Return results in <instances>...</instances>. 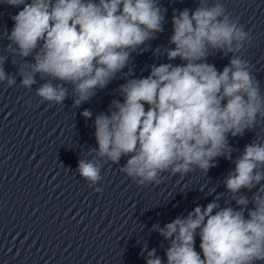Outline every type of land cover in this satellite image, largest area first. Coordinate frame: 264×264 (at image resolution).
<instances>
[{"label":"clouds","instance_id":"obj_1","mask_svg":"<svg viewBox=\"0 0 264 264\" xmlns=\"http://www.w3.org/2000/svg\"><path fill=\"white\" fill-rule=\"evenodd\" d=\"M3 2L23 6L7 35L9 47L16 46L13 53L25 61L18 69L20 85L31 89L39 75L45 82L36 95L54 104L63 103L68 94L64 85H71L76 106L104 89L127 67L131 52L163 31L166 12L158 0ZM169 43L174 47L165 49L167 59L182 63L152 65L148 76L127 79L119 87L122 100H113L109 114L94 121L95 156L113 164L127 158L120 170L142 186L158 183V176L169 170L206 174L217 157L231 159L229 135L243 136L264 119L260 83L240 55L251 43L250 31L227 12L222 0H199L194 10L174 13ZM216 51L233 54L222 71L208 62ZM29 56L33 62L27 61ZM5 59L0 57V82L12 86L16 79L4 71ZM82 115L90 118L92 113ZM101 168L97 160L78 162V172L90 187L102 179ZM262 181L264 141H253L224 180L237 207L214 212L219 208L214 200L163 228L153 225L171 241L167 264H264ZM241 189L256 191L250 200L239 195ZM197 234L200 252L195 250ZM147 264H163L155 249L148 252Z\"/></svg>","mask_w":264,"mask_h":264}]
</instances>
